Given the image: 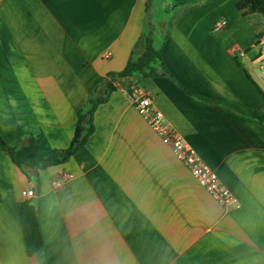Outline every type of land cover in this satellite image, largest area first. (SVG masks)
<instances>
[{"label":"crops","instance_id":"crops-1","mask_svg":"<svg viewBox=\"0 0 264 264\" xmlns=\"http://www.w3.org/2000/svg\"><path fill=\"white\" fill-rule=\"evenodd\" d=\"M238 1L178 0L181 10L159 28L164 73L111 93L84 145L39 171L38 187L0 150V264H264V126L235 112L264 115V91L249 73L256 36ZM148 3L0 0L6 143L32 134L44 157L66 149L95 86L143 53ZM133 88L151 97L235 206L217 204L161 143L137 113ZM62 173L72 178L52 190ZM28 189L42 238L31 256L17 213Z\"/></svg>","mask_w":264,"mask_h":264},{"label":"trees","instance_id":"trees-1","mask_svg":"<svg viewBox=\"0 0 264 264\" xmlns=\"http://www.w3.org/2000/svg\"><path fill=\"white\" fill-rule=\"evenodd\" d=\"M175 1L177 4L172 7L173 9L180 4L178 0ZM235 7L245 19L252 15L264 17V0H239ZM153 36L154 30L149 24V29L146 30L143 38V53L136 58L131 57L122 71L108 73L104 81L95 86L84 105L76 112L74 134L66 149L56 150L51 155L44 157L32 134H23L20 144L16 147L8 145L0 136V150L9 157L11 163L29 182L38 187L39 171L63 164L84 145L87 138L93 133V114L96 108L105 103L111 93L134 87L133 82L143 77L159 76L157 72L159 67L164 73L160 48L154 45ZM263 39L264 34L257 32L254 47H257ZM235 112L242 118L264 126V115L260 112H243L238 109H235ZM32 200L21 201L17 204L21 234L27 256L33 255L42 246L38 225V204Z\"/></svg>","mask_w":264,"mask_h":264},{"label":"built area","instance_id":"built-area-1","mask_svg":"<svg viewBox=\"0 0 264 264\" xmlns=\"http://www.w3.org/2000/svg\"><path fill=\"white\" fill-rule=\"evenodd\" d=\"M224 25V21L216 22L213 25V31L221 30ZM108 57L109 54L105 55V58ZM255 61L259 80L264 85V41L257 47ZM130 96L135 103L137 113L148 123L160 138L161 143L171 149L176 160L187 168L198 185L221 207L228 209L235 206L237 204L235 196L220 183L217 174L199 157L197 152L175 130L164 123L163 115L153 106L151 97L138 88H133ZM71 178V174L62 173L51 181V189H61ZM33 198L32 189L26 190L22 195L23 201Z\"/></svg>","mask_w":264,"mask_h":264},{"label":"rangeland","instance_id":"rangeland-1","mask_svg":"<svg viewBox=\"0 0 264 264\" xmlns=\"http://www.w3.org/2000/svg\"><path fill=\"white\" fill-rule=\"evenodd\" d=\"M176 4L177 2L175 0H149L148 14H149L150 25L154 30L153 41H154L155 46L158 45V41H159L160 25H162L164 22H168L172 20L177 15V12L181 10V8L179 7L180 5L177 6L178 11L172 8L173 5H176ZM187 4L188 3L186 2L184 6H186ZM246 20L249 21V23H251L252 29L255 32V36L257 32H261L264 34V17L263 16L253 15ZM262 41H264V39ZM257 47H254L253 50H256ZM254 65L257 66L256 61ZM249 73L253 81L256 83V85L262 91H264V85L259 80L257 70L250 69Z\"/></svg>","mask_w":264,"mask_h":264}]
</instances>
